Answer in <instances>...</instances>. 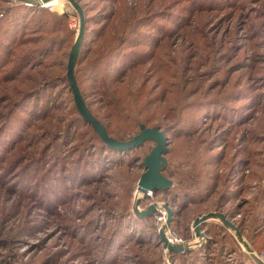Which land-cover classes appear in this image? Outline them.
Returning a JSON list of instances; mask_svg holds the SVG:
<instances>
[{"label":"rangeland","instance_id":"obj_1","mask_svg":"<svg viewBox=\"0 0 264 264\" xmlns=\"http://www.w3.org/2000/svg\"><path fill=\"white\" fill-rule=\"evenodd\" d=\"M77 1L84 108L117 140L165 130L166 186L138 191L155 139L115 148L84 119L72 3L0 0V264H257L193 223L223 213L264 259V0Z\"/></svg>","mask_w":264,"mask_h":264},{"label":"water","instance_id":"obj_2","mask_svg":"<svg viewBox=\"0 0 264 264\" xmlns=\"http://www.w3.org/2000/svg\"><path fill=\"white\" fill-rule=\"evenodd\" d=\"M15 1H22L27 4L43 5L44 2L49 1V0H15ZM68 1L72 3V5L78 10L79 15H80V27H79L77 39L69 53L68 79H69L71 89L74 93L75 100L77 102V105L81 113L83 114L84 119L92 123L93 126L98 131V133L101 135V137L109 145L115 148L124 149L128 147H133L135 145H140L146 139H155L157 141L156 145L152 148L151 152L146 156L144 160L145 171L139 180L138 191L146 192L148 191V189H156L159 186H166L167 179L160 172V169L164 162L163 155L165 152H167V137H166L165 130H162L159 126L144 127L135 137H133L130 140H127V141L117 140V139L112 138L110 134L108 133V131L106 130V128L104 127V125L100 121H98L94 116H92L84 108L83 98L78 90V86H77V83H76V80L73 74V67L78 57V54L80 52V46L83 40L84 28H85V17H84L83 9L77 0H68ZM139 199L140 197L136 199V202L134 204V211L137 214L150 213L155 208H158V205L159 206L163 205L165 209L167 210V220L165 223L162 224L161 229H160V235L164 241V247H165L166 254L169 255L172 249H183L182 243L172 242L168 238V227H169V222H170L171 214H172L171 207H169L167 203L159 204L157 202H153L149 204L147 207L140 209ZM212 217H217L221 219L227 226L231 227L236 237L242 244L244 251L249 253L251 258L257 264H264V259L260 256V254L255 249V247L252 245V243L242 234V232L237 228V226H235L234 223L226 219L223 213L210 211L201 216H197L193 223L194 227L198 228L201 221H204ZM196 233L199 234L198 229L196 230ZM199 238L201 240L200 242H203L205 235L203 233H200Z\"/></svg>","mask_w":264,"mask_h":264},{"label":"bare ground","instance_id":"obj_3","mask_svg":"<svg viewBox=\"0 0 264 264\" xmlns=\"http://www.w3.org/2000/svg\"><path fill=\"white\" fill-rule=\"evenodd\" d=\"M61 0H49L43 3V5H52L55 3H59Z\"/></svg>","mask_w":264,"mask_h":264},{"label":"trees","instance_id":"obj_4","mask_svg":"<svg viewBox=\"0 0 264 264\" xmlns=\"http://www.w3.org/2000/svg\"><path fill=\"white\" fill-rule=\"evenodd\" d=\"M12 1H15V0H12ZM16 3L18 2V1H15ZM20 4H23L24 6H34V5H30V4H27V3H25V2H23V3H20ZM249 236V235H248ZM249 238V240L251 241V243L253 244V246L257 249V247H256V245L254 244V242H253V240L250 238V237H248Z\"/></svg>","mask_w":264,"mask_h":264}]
</instances>
